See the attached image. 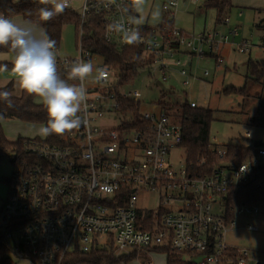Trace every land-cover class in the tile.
I'll return each instance as SVG.
<instances>
[{"label":"built area","instance_id":"2783aa9c","mask_svg":"<svg viewBox=\"0 0 264 264\" xmlns=\"http://www.w3.org/2000/svg\"><path fill=\"white\" fill-rule=\"evenodd\" d=\"M180 1L161 0L163 14L174 16ZM91 11L99 17L107 42L120 48L144 45L146 55L156 58L145 77L159 73L161 82L167 80L165 55L172 57L183 48L190 54H204L194 46L195 39L189 40L175 28L163 34L161 23L137 24L140 15L135 0H93L89 4L84 0L82 23ZM223 23L229 24V18ZM116 24L125 31H138L140 42L127 44L123 31L109 28ZM228 38L225 35L221 40ZM197 40L205 42L207 37ZM247 48L244 43L239 50ZM77 52L70 59L56 48L57 68L68 72L69 84L78 85V80L69 79L73 64H93L89 83L84 82L87 107L80 113L87 123L70 131L58 145L31 140L25 148L27 157L13 164L10 189L0 205V241L6 246L7 264H65L76 252L89 254L97 249H108L117 258L168 249L187 257L191 264H252L249 249L226 242L235 220L227 222V210L232 208L222 197L231 187L252 182L257 188L264 187V169L259 176L253 169L258 163L264 168V146L244 142L255 152L253 160L240 166L221 165L202 178L192 176L185 159L179 165L173 162V153L184 155V151L182 129L172 117L157 103L144 111L141 91L124 90L116 73L96 64L97 57L84 50L81 42ZM101 71L103 76L97 79ZM179 73L183 86L188 87V72L182 68ZM129 101L139 105L137 111ZM188 102L192 108L199 106ZM106 116L117 124H102ZM250 139L251 134L245 132L243 141ZM211 141L224 156L223 147L229 142L221 143L218 137ZM140 193L156 194L155 207H138ZM260 206L242 205L236 216L258 214ZM248 230L259 232L253 225Z\"/></svg>","mask_w":264,"mask_h":264},{"label":"rangeland","instance_id":"374dc122","mask_svg":"<svg viewBox=\"0 0 264 264\" xmlns=\"http://www.w3.org/2000/svg\"><path fill=\"white\" fill-rule=\"evenodd\" d=\"M151 2L152 0L144 1L137 7L140 15L136 20L137 24L156 26L163 21L165 15L161 8V0H154L152 5ZM204 3L205 0L194 2L181 0L173 16L174 28L187 34L189 40L195 39L194 46L201 49L204 54H190L186 48H183L172 57L165 55L168 71L166 72L167 80L162 85H156L159 79L162 80L159 73L152 78L145 77L146 73L143 72L138 78H131L124 84L123 89L142 92L144 111H150V105L161 101L163 94L165 102L192 100L199 106L209 107L214 111L215 119L210 130L212 137H218L221 143H227L231 139H241L245 132H249L251 139L243 142L256 145L264 138V128L255 126L252 121L264 116V85L247 80L246 64L249 59L264 60V8L247 11L233 7L227 14L229 24H219L216 10L205 7V10L200 9ZM69 5L70 8L82 13L84 0H69ZM14 22L21 25L25 23L21 18L14 19ZM36 28L37 31H42ZM202 35L207 37L205 42L197 40ZM225 35L229 38L223 42L221 37ZM244 43L248 44V48L241 52L239 47ZM59 52L62 56L71 58L78 56L73 25L64 26ZM13 59L10 53H0V61L13 63ZM178 60L182 63L180 66L175 65ZM95 63L103 64L102 58L97 57ZM182 68L186 69L190 76L188 87L183 86L182 83L184 78L179 73ZM10 82L14 86L12 94L19 95L21 93L19 81L12 69H0V83L7 85ZM88 83L89 79L86 78V84ZM229 87L246 88V91L225 93L224 90ZM184 92H186L185 97ZM36 102L43 104L39 97L36 98ZM2 124L5 135L10 141H15L18 137H45L40 133V129L44 127L43 124L26 123L17 119H5ZM102 124L114 125L117 121H113L112 116H106ZM183 159L184 155L180 151L173 153L175 165H179ZM12 173V163L8 157L2 156L0 158V205L5 202L9 192L10 185L7 179L11 178ZM157 198L156 194L140 193L138 207L154 208ZM248 225L257 226L259 232L249 231ZM225 239L230 246L249 249L252 264H264V205L260 206L258 214H238L235 225L226 234ZM134 254L136 257V253H132L129 257ZM139 256L137 260L134 258L119 264H147L151 260H154L155 264H166L167 260V254L163 252H155L151 257L145 254ZM184 260L188 261V258L184 257Z\"/></svg>","mask_w":264,"mask_h":264},{"label":"trees","instance_id":"16d2710c","mask_svg":"<svg viewBox=\"0 0 264 264\" xmlns=\"http://www.w3.org/2000/svg\"><path fill=\"white\" fill-rule=\"evenodd\" d=\"M93 0H88V4ZM44 7L39 0H0V14L9 19L21 18L24 22L31 21L32 25L40 28L43 32L56 42V48L59 49L62 42V34L65 25H73L76 32V47L80 42L84 50H87L93 56L102 58L103 64L112 69L119 78V85L123 86L131 78H138L141 73L150 71L156 58L148 56L145 53L144 45L118 47L114 43L107 42L104 30L99 22V17L90 12L86 15L83 23L81 13L72 8H66L62 14L57 15L52 20L44 22L39 18V9ZM51 7V5H48ZM206 9H214L217 12V23L222 24L228 18V12L233 8L232 0H205ZM160 31L163 34L173 30V16L165 15L160 24ZM264 47V39H263ZM12 53L9 46H0V53ZM13 68L11 62H0V69L9 70ZM58 74L67 80L68 72L63 68H57ZM247 80L264 85V60L249 59L246 64ZM163 82L157 81L156 85L160 86ZM14 90L13 83L5 87H0V91ZM246 88L237 89L229 87L224 90L225 93L239 92L244 93ZM186 92H184V97ZM37 96L28 95L21 90L19 96L12 94V107L8 103L0 100V158L6 156L12 165L17 160H23L27 157L26 146L31 140L42 141L50 145L61 144L63 136L51 134L42 137H18L15 141H10L4 132L3 120L17 119L26 123L47 125L48 113L44 104L36 102ZM162 98H165L163 94ZM163 99L157 104L162 108L166 115L181 127L183 141L181 148L184 151L186 167L192 176L199 178L209 176L216 168L221 165L240 166L245 162L253 160L255 152L252 148H246L243 144V138H235L229 141V144L223 147L226 151L224 156H220V147L212 143L210 134L211 125L214 122V111L209 107L197 106L192 108L188 100L165 102ZM131 108L138 110L139 105L135 101H129ZM138 106V108H137ZM141 106V104H140ZM264 115V106H263ZM253 124L264 128L263 118L253 119ZM256 146H263L262 142H257ZM256 175L263 171L261 163L253 166ZM9 182V179H7ZM227 207L226 220L231 222L236 219V209L242 205H264V187L257 188L252 182L239 187H231L227 195L222 197ZM154 252H163L167 254L166 264H191L184 260L180 255L171 252L168 249L154 250ZM135 254L131 257H115L112 251L108 249H97L89 254L76 252L72 254L65 264H119L126 263L134 259ZM7 250L3 242L0 241V264H7Z\"/></svg>","mask_w":264,"mask_h":264},{"label":"clouds","instance_id":"9594fccd","mask_svg":"<svg viewBox=\"0 0 264 264\" xmlns=\"http://www.w3.org/2000/svg\"><path fill=\"white\" fill-rule=\"evenodd\" d=\"M44 5L39 9L40 20L47 22L62 14L69 0H39ZM51 3V7H48ZM142 0H135L139 7ZM110 29L123 31V39L129 44L140 42L138 31H125L121 25H110ZM0 46H9L14 53L12 71L19 81L20 89L28 95L39 97L48 113L47 125L40 129L44 136L65 133L78 129L87 120L80 113L87 107L86 78L93 73L91 61L75 62L70 69L69 79L79 84H69L58 74L56 42L46 32L37 31L31 21L23 25L0 14ZM103 76L101 71L100 79ZM0 100L12 107V93L0 91Z\"/></svg>","mask_w":264,"mask_h":264},{"label":"crops","instance_id":"0c3cea01","mask_svg":"<svg viewBox=\"0 0 264 264\" xmlns=\"http://www.w3.org/2000/svg\"><path fill=\"white\" fill-rule=\"evenodd\" d=\"M193 2L194 1H197V0H192ZM153 2H154V0H152V2H151V5L153 4ZM232 6L234 7V8H240V9H242V10H247L248 11V9H252V10H259V9H262V8H264V0H232ZM204 9L205 10V8H204V6L202 5L201 7H200V9ZM11 20H13L14 21V19H11ZM59 54H60V52H59ZM61 55V54H60ZM62 56V55H61ZM62 57H65V58H70V59H72L71 57H67V56H62ZM0 62H3V61H0ZM8 80V79H7ZM8 82V81H7ZM10 83H12V82H10ZM10 83H8V84H10ZM1 84L2 83H0V87H5V86H7L6 84L4 85V83L2 84L3 86H1ZM20 95V94H19ZM19 95H15V96H19ZM263 140H264V138H263ZM262 140V141H263ZM154 251H142V252H138V253H136L137 255H136V257H135V259L137 260L140 256L139 255H143V254H145V255H147V256H149V257H151V256H154ZM166 262H167V260H166ZM147 264H155L154 263V260H151L149 263H147Z\"/></svg>","mask_w":264,"mask_h":264},{"label":"water","instance_id":"95a60500","mask_svg":"<svg viewBox=\"0 0 264 264\" xmlns=\"http://www.w3.org/2000/svg\"><path fill=\"white\" fill-rule=\"evenodd\" d=\"M262 143L264 144V140L262 141ZM258 264H260V263H258Z\"/></svg>","mask_w":264,"mask_h":264}]
</instances>
